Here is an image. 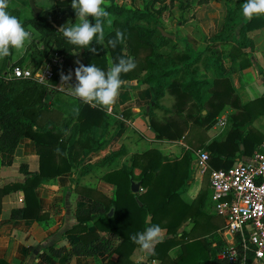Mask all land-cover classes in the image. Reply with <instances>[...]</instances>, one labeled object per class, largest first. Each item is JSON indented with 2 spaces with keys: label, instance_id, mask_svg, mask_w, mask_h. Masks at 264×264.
I'll return each instance as SVG.
<instances>
[{
  "label": "trees",
  "instance_id": "16d2710c",
  "mask_svg": "<svg viewBox=\"0 0 264 264\" xmlns=\"http://www.w3.org/2000/svg\"><path fill=\"white\" fill-rule=\"evenodd\" d=\"M23 1L28 5L27 0ZM231 1L234 2L235 8L230 7L225 16L228 33L218 35L216 41L233 42L228 55L233 61L239 58L238 67L244 68L249 66V62L243 59L242 49L251 45L247 32L264 25V14L249 20L243 15V11L237 14V10L243 8L245 0ZM156 2L158 0H152L151 5L137 8L126 7L117 0H105L112 23L104 25V43L115 39L117 31L123 33L124 40L117 43L115 48H106L93 41L90 47L96 48V53H92L89 48L80 49L69 44L51 24L54 22L62 26L76 18V13L71 7L72 0H54L52 7L42 8L37 16L22 17L20 11L13 6L9 7V12L20 19L26 30L33 28L37 32L35 41L38 40L41 45L35 51L41 59L50 51H56L64 58L65 64L78 57L85 66L94 64L107 71L112 64L118 62V58L131 57L136 63V68L122 74L121 79L125 83L121 88L145 87L150 95L146 104L149 109L146 111L145 106L143 112L149 116V126L155 132V137L177 140L183 137L189 126H208L225 104H235L227 77L230 69L223 67L221 51L205 49L197 52L185 37L174 36V40L184 44L179 53L173 52L174 50H162L173 42V39L164 37L159 31L160 25L153 10ZM89 19L94 23L91 17ZM237 26V33L234 34ZM10 58L11 55L0 60V151L12 154L18 142L23 137H28L34 142L39 165L37 171L31 172L25 164H20L19 169L26 178L22 183L0 186V207L3 195L21 189L25 205L12 208L10 218L41 219L35 188L45 177L52 178L62 173L75 172L82 165L87 152L104 145L105 141H100V138L107 130V114L105 109L85 104L77 97L67 102V96L58 88L61 69H54L48 84L8 76L12 66H23V57L12 63ZM200 67L206 71L212 70L215 76L211 96L206 101L203 90L211 83L199 77ZM132 80H136V83H130ZM165 92L174 97V104L171 116L162 122L154 118V114L156 109L162 108L160 99ZM51 94L54 95L57 105L67 103L70 106L62 121L58 119L62 112L51 108L52 102H48ZM243 108L254 114H264V95L247 102ZM204 109L207 111L205 114L202 113ZM123 113L131 115L129 109ZM189 121L192 122L191 125ZM34 128L36 130H33ZM98 132L100 135L97 137ZM233 133L234 131L229 132L224 140L213 141L206 146L218 163L216 168L219 164L224 166L221 167L223 169L233 165V154L240 150V142L243 144L240 154L247 155L250 143L257 144L262 138L254 129L248 130L244 135L239 131ZM227 149H230V154L226 153ZM123 152L124 146H120L119 149L111 151L101 164L115 160ZM225 156L224 162L218 160ZM191 159V153L188 151L180 158L169 159L157 149L151 148L133 154L128 165L110 170L102 176L105 182L114 186L112 195L98 191L91 194L90 189L79 192L91 201L86 205H78L74 211L75 223L67 231L77 234L78 239L71 244L70 255L95 257L115 254V260L108 258L99 264H135L130 256L139 246L133 243L131 236L155 224L165 229L168 235L157 244L152 255L160 264H240L210 255L213 252L212 241L205 236L210 223L201 219L204 215L202 206L206 192H200L191 202L181 198L180 192L184 191L190 179ZM90 167L91 165H82L80 174H85ZM135 168L139 169L137 174L134 172ZM131 181H140L142 190L132 193ZM72 182L77 184L73 180ZM149 215L151 221L147 223L146 218ZM186 220L192 222V227L182 230L178 236L177 230ZM91 224L95 230H89ZM100 232L119 237L120 242L114 246L111 239L102 237ZM239 243L237 238V244ZM177 244L181 246L182 253L171 259L168 252ZM217 244L221 242L218 240ZM50 250L60 256L63 262L67 261L69 255L63 254L61 248L50 247ZM253 256L252 248L249 247L245 264H249L254 259ZM0 264L10 263L0 259Z\"/></svg>",
  "mask_w": 264,
  "mask_h": 264
},
{
  "label": "crops",
  "instance_id": "0c3cea01",
  "mask_svg": "<svg viewBox=\"0 0 264 264\" xmlns=\"http://www.w3.org/2000/svg\"><path fill=\"white\" fill-rule=\"evenodd\" d=\"M237 30L238 26L233 33L236 34ZM247 36L250 39L251 45L242 49L244 53L243 59L249 62V66L244 68L238 67L239 58L233 61L228 55V50L233 42L224 43L216 41V45H214V49L222 52L221 60L223 67L226 70L230 69L227 77L233 90L235 104H225L215 116L213 122L208 126L191 125L192 122L189 121V125L191 126L188 127L189 129L184 132L183 137L180 139L162 140L155 137V132L146 122L143 112L150 96L149 91L145 87L121 88L112 111L108 112L105 110L108 126L106 132L102 133L100 138V141H105L104 145L97 150L87 152L82 162V165H91L90 168H87L86 173L80 174L81 165L73 173L66 172L52 178L45 177L35 188V194L39 202L38 214L42 215L41 219L10 218L12 208L23 207L25 205L21 189L10 191L2 196L0 207V259L10 264H99L105 262L108 258L115 260L117 258L115 254L95 257L70 255L71 244L78 239L77 234L67 231L75 223L74 211L78 205H86L91 201L89 197L79 192L83 193L86 192V189H90L89 193L91 194L94 191H98L102 194L112 195L114 186L105 182L102 176L110 170L128 165L133 154L145 152L157 145L159 147L155 149L169 159L180 158L185 151L191 153L190 179L186 188L180 194L184 201L191 202L200 192H206V198L202 206L204 215L201 216V219L208 220L210 223L208 230L205 231V236L208 237L209 241H212L213 252L210 255L217 258L218 253L223 250L225 245H234L236 242L234 235L224 228V219L215 213L210 199L208 172L210 169H219L224 166L219 164L218 168L215 167L218 163L213 159L211 151L206 146L213 141L224 140L227 134L232 131H234L233 134L239 131L244 135L250 129L256 130L262 135L261 141L257 144L250 143L247 155L240 154L243 144L237 141V143L240 142V150L235 151L233 154L234 162L232 164H234L239 160L249 157L255 150L260 148V145L264 141V114H254L250 110L243 108V105L247 102L264 95V81L261 78V76H264V25L248 31ZM187 40L197 52L208 49L207 44L199 40L196 35L194 36L195 41H190L189 38ZM219 46H227V48L219 50ZM24 55L19 58L23 57L22 65L26 68L34 67L47 57L38 63L36 61L35 63L32 62L34 64L32 65L30 61L27 62ZM19 58L10 60V62L12 63ZM74 62V60L71 61L72 64ZM81 62L79 58V63ZM71 63L69 62L68 66L65 67L64 60L57 69H61V73L64 75H68L71 71L72 79L69 81V84L75 86L74 70L79 65L76 63L75 66H70ZM198 73L200 78L207 79L211 83L203 90V97L206 101L211 96L212 82L215 76L212 70L206 71L203 67H200ZM130 83L135 84L136 80H132ZM60 85L61 79H59L58 88L67 96V102L75 98L71 90L67 88L68 85H64L63 87ZM48 102H52L51 108H56L62 112L58 118L62 121L66 117L70 106L67 103L57 105L55 97L52 94ZM160 104L162 108L155 110L154 118L163 122L172 114L174 97L165 92L164 96L160 99ZM127 109L130 110L131 115L123 113ZM206 112L205 109L202 110L203 114ZM99 135L100 132L96 133L97 137ZM120 146H124L122 155L111 162L101 164L111 151L119 149ZM199 151H207L209 153V169L202 176L195 173L194 165ZM230 152V149L226 150L227 154H230ZM226 156L218 160L224 162ZM20 164H25L28 171L33 172L38 170L39 157L36 153L33 140L28 137H23L18 142L12 154L0 151V186L9 183H22L25 180L26 175L20 171ZM134 172L137 174L139 169L135 168ZM205 178L207 179L206 184ZM72 180L77 184L73 183ZM75 187H78V189L76 190ZM191 227L192 222L186 220L178 228V236L182 230H189ZM89 230H95V227L91 224ZM100 235L102 237H109L114 246L120 242L119 237L111 236L105 232H100ZM163 235L164 239L168 237L165 229H163ZM218 240L221 244H217ZM50 247L61 248L63 254L69 255L67 261L63 262L60 256H56L53 250H50ZM181 253L182 249L179 244L173 246L168 252L171 259L178 257ZM130 259L135 264H160L159 260L154 259L152 255H146L140 247L135 249ZM249 264L263 263L253 259Z\"/></svg>",
  "mask_w": 264,
  "mask_h": 264
},
{
  "label": "clouds",
  "instance_id": "9594fccd",
  "mask_svg": "<svg viewBox=\"0 0 264 264\" xmlns=\"http://www.w3.org/2000/svg\"><path fill=\"white\" fill-rule=\"evenodd\" d=\"M10 0H0V60L9 57L12 50L23 51L31 42L32 33L26 30L20 19L9 12ZM71 7L76 13L78 22L65 24L59 31L67 42L81 48H89L92 53L97 49L90 47L95 41L106 48H115L117 43H122L124 35L116 32L115 39L105 41L104 25H111L110 13L106 10L105 0H72ZM243 15L251 20L254 16L264 14V0H245ZM94 20L90 22L89 18ZM75 68V86H71L72 72L68 75L60 74L61 85H68L72 95L83 103L93 107H100L112 111L125 81L122 74H127L136 68V63L131 57H120L118 62L112 64L107 71L101 70L94 64L85 66L77 61ZM33 130H36L35 128ZM164 239L163 229L159 225H151L146 230L131 236L133 243L138 245L146 255H153L157 244Z\"/></svg>",
  "mask_w": 264,
  "mask_h": 264
},
{
  "label": "built area",
  "instance_id": "2783aa9c",
  "mask_svg": "<svg viewBox=\"0 0 264 264\" xmlns=\"http://www.w3.org/2000/svg\"><path fill=\"white\" fill-rule=\"evenodd\" d=\"M63 62L62 56L50 51L38 66L26 68L14 65L9 69L8 76L48 84L54 69ZM208 159L207 151L197 153L194 164L196 174L202 176L208 171ZM208 182L214 211L224 219V228L236 240L234 245H225L217 258L245 264L251 247L254 259L264 264V141L249 157L232 166L210 169Z\"/></svg>",
  "mask_w": 264,
  "mask_h": 264
},
{
  "label": "rangeland",
  "instance_id": "374dc122",
  "mask_svg": "<svg viewBox=\"0 0 264 264\" xmlns=\"http://www.w3.org/2000/svg\"><path fill=\"white\" fill-rule=\"evenodd\" d=\"M117 1L126 7L137 8L151 5L152 2V0ZM35 2L39 7L45 9L50 8L53 4V0H35ZM154 5L155 9H152L157 15L158 23L161 28L174 36L177 35L187 39L189 38L190 41H195L194 36L196 35L199 40L207 44L208 51L214 49V45H216V37H218V35L228 33V24L225 23V16L230 7L233 9L235 8V4L231 0H208L206 2H199L198 0H158ZM10 6L16 7L20 11L22 17L33 16L31 9L23 0H10ZM241 12L242 9L237 10V14ZM76 22H78L77 17L70 21L69 24H75ZM30 31L32 33L31 42L26 45V49L23 51L17 52L13 49L10 60L23 56L25 52L26 54L24 57L27 62L30 61L31 64L32 62L35 63V61L38 63L43 59H41L35 51L37 47L41 45L38 40L35 41L37 38V32L33 28H30ZM219 47V50L227 48V46ZM183 48L184 44L173 38V42L164 46L162 50H174L173 52L179 53ZM74 61L73 64L70 62V66H75L77 61H79V58H75ZM68 64H66L65 67L68 66ZM153 147L155 149L159 146L157 145ZM139 151H141V149H139ZM206 182L207 179L205 178V184Z\"/></svg>",
  "mask_w": 264,
  "mask_h": 264
},
{
  "label": "water",
  "instance_id": "95a60500",
  "mask_svg": "<svg viewBox=\"0 0 264 264\" xmlns=\"http://www.w3.org/2000/svg\"><path fill=\"white\" fill-rule=\"evenodd\" d=\"M28 1V5H29V8L31 9L32 13L34 16H37L40 14L41 12V8L39 6H37L35 0H27ZM51 24L57 28V30H59V28L61 26H58L56 25L54 22H51ZM159 31L161 32V34L164 36V37H168V38H174V35L173 34H170L168 32H166L163 28L159 27ZM262 80L264 81V76H261ZM149 107L146 106V111H148ZM145 120L146 122L149 124V116L148 115H145ZM140 188H141V182L140 181H131L130 183V190L132 193H138L140 192ZM109 214L111 215L112 214V210L109 211ZM147 223H149L151 221V216H147V219H146Z\"/></svg>",
  "mask_w": 264,
  "mask_h": 264
}]
</instances>
